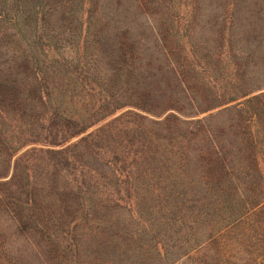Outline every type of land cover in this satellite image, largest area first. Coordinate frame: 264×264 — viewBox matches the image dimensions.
Wrapping results in <instances>:
<instances>
[{"label": "trees", "instance_id": "1", "mask_svg": "<svg viewBox=\"0 0 264 264\" xmlns=\"http://www.w3.org/2000/svg\"><path fill=\"white\" fill-rule=\"evenodd\" d=\"M261 0H0V264H264Z\"/></svg>", "mask_w": 264, "mask_h": 264}, {"label": "rangeland", "instance_id": "2", "mask_svg": "<svg viewBox=\"0 0 264 264\" xmlns=\"http://www.w3.org/2000/svg\"><path fill=\"white\" fill-rule=\"evenodd\" d=\"M261 2H262V5H263V8H264V0H261ZM261 18L264 19V11L262 12Z\"/></svg>", "mask_w": 264, "mask_h": 264}]
</instances>
